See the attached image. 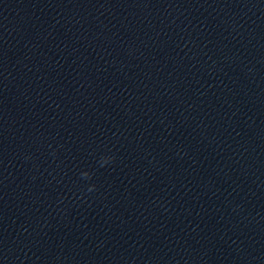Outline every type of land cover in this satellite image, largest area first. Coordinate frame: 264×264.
I'll return each mask as SVG.
<instances>
[{
  "label": "water",
  "instance_id": "obj_1",
  "mask_svg": "<svg viewBox=\"0 0 264 264\" xmlns=\"http://www.w3.org/2000/svg\"><path fill=\"white\" fill-rule=\"evenodd\" d=\"M0 264H264V0H0Z\"/></svg>",
  "mask_w": 264,
  "mask_h": 264
},
{
  "label": "clouds",
  "instance_id": "obj_2",
  "mask_svg": "<svg viewBox=\"0 0 264 264\" xmlns=\"http://www.w3.org/2000/svg\"><path fill=\"white\" fill-rule=\"evenodd\" d=\"M53 155H55L54 152H53ZM115 159L116 157L114 155H101L100 158L97 160V164L99 165V167H105L107 165L112 164L115 161ZM93 175H94V172H89V171H82L80 173L81 178L89 179V180L92 179ZM95 190H96V186L95 184H92L88 187L87 192L92 193Z\"/></svg>",
  "mask_w": 264,
  "mask_h": 264
}]
</instances>
